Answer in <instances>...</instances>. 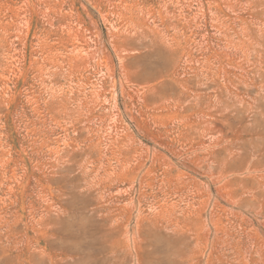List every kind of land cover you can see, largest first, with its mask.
<instances>
[{"label":"rangeland","instance_id":"1","mask_svg":"<svg viewBox=\"0 0 264 264\" xmlns=\"http://www.w3.org/2000/svg\"><path fill=\"white\" fill-rule=\"evenodd\" d=\"M0 264H264V0H0Z\"/></svg>","mask_w":264,"mask_h":264}]
</instances>
